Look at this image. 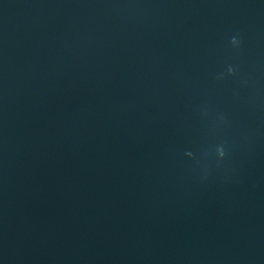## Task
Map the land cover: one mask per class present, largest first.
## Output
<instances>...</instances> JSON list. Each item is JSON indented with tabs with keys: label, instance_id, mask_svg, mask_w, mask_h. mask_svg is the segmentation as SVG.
<instances>
[{
	"label": "water",
	"instance_id": "1",
	"mask_svg": "<svg viewBox=\"0 0 264 264\" xmlns=\"http://www.w3.org/2000/svg\"><path fill=\"white\" fill-rule=\"evenodd\" d=\"M0 264H264V0H0Z\"/></svg>",
	"mask_w": 264,
	"mask_h": 264
}]
</instances>
